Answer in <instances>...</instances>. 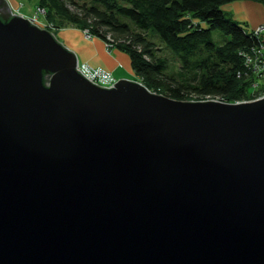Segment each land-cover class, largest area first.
<instances>
[{
  "label": "water",
  "instance_id": "1",
  "mask_svg": "<svg viewBox=\"0 0 264 264\" xmlns=\"http://www.w3.org/2000/svg\"><path fill=\"white\" fill-rule=\"evenodd\" d=\"M0 0V264H264V95L102 87Z\"/></svg>",
  "mask_w": 264,
  "mask_h": 264
},
{
  "label": "trees",
  "instance_id": "2",
  "mask_svg": "<svg viewBox=\"0 0 264 264\" xmlns=\"http://www.w3.org/2000/svg\"><path fill=\"white\" fill-rule=\"evenodd\" d=\"M231 1L36 0L50 28L87 29L92 37L110 39L151 91L178 100L210 96L233 102L250 99L242 52L259 48L264 39L223 9ZM173 60L178 65L171 71Z\"/></svg>",
  "mask_w": 264,
  "mask_h": 264
},
{
  "label": "crops",
  "instance_id": "3",
  "mask_svg": "<svg viewBox=\"0 0 264 264\" xmlns=\"http://www.w3.org/2000/svg\"><path fill=\"white\" fill-rule=\"evenodd\" d=\"M223 9L228 11L236 21L247 25L248 28H254L259 24L264 23V5L251 0H234L223 6ZM259 15V17L256 16ZM27 16V15H26ZM71 30L60 32L64 38L62 43L73 50L79 62H85L89 65L100 67L108 71H113L117 68L118 63L109 58V53L106 52L103 45V40L94 37L91 40H85L81 30L75 27H70ZM264 39V34L262 33ZM94 44L96 45L94 49ZM119 59H125L126 64L130 65V59L125 58L121 52H118ZM129 58V56H128ZM118 59V60H119Z\"/></svg>",
  "mask_w": 264,
  "mask_h": 264
},
{
  "label": "rangeland",
  "instance_id": "4",
  "mask_svg": "<svg viewBox=\"0 0 264 264\" xmlns=\"http://www.w3.org/2000/svg\"><path fill=\"white\" fill-rule=\"evenodd\" d=\"M7 2L9 3V5H10V7L14 13L25 16V17H30V18L35 16V13H34L35 7L38 6L36 0H7ZM44 16H45V13L43 16L39 17L40 26L39 25L38 26L41 28L48 29L52 33L54 32L57 39L61 42L62 39H64V38L60 35V32H65L67 30H71L72 28H70V27H65V28H60V29L59 28L58 29L50 28L48 25L44 24V23L48 22V21H46ZM256 16L259 17L258 14H256ZM49 25L51 26L50 23H49ZM262 26L264 27V23L259 24L256 27H262ZM256 27H254V28H256ZM79 30H81V29H79ZM260 31L264 34V28H262V30H260ZM81 32L83 33V30H81ZM213 34H214V37H213L214 40L220 39V36L218 35V31H214ZM83 37L86 40V37L84 36V34H83ZM92 38L94 39V37H92ZM95 38L102 40L99 37H95ZM154 41L157 43V46L161 47V45L159 44V41L157 39H154ZM103 45H104L105 51L107 52V49L105 46V41H103ZM95 46L96 45L94 44V49L96 48ZM118 52H121V54H123L125 56V58H127L129 60L128 54L126 52L121 51L116 47H112L111 52L108 54L109 58L118 63L117 68L115 70L111 71L112 75L117 80L121 79V78L131 79V80H140V78L132 70L131 65H129V63L127 65L125 59H124V61L121 58L119 59ZM172 62H173V66H172L171 71L175 70L177 68V65H178V63L176 61L173 60ZM249 76H251L250 78H248L250 80V87L247 89L246 95H248L249 96L248 98H250V99H242L239 101H245V100L249 101V100L253 99L252 97L258 98L264 94V77H259L256 74L253 77H252V75H249ZM192 100H195V99L193 98ZM228 102H230V101H228Z\"/></svg>",
  "mask_w": 264,
  "mask_h": 264
},
{
  "label": "built area",
  "instance_id": "5",
  "mask_svg": "<svg viewBox=\"0 0 264 264\" xmlns=\"http://www.w3.org/2000/svg\"><path fill=\"white\" fill-rule=\"evenodd\" d=\"M34 13H35V16H33L32 18L30 17H27V18H29L31 22H33L34 24L40 26L39 17L44 15V8L38 5L35 7ZM44 24L50 27L48 22ZM262 28L264 27L263 26L256 27L253 29L249 28V31H252V33H254L257 37H261L262 32L260 30H262ZM83 34L87 40H90L92 38V36L89 34L87 29L83 30ZM105 46H106L107 51L111 52L113 45L110 39L105 41ZM263 50H264V44L261 41L259 48H253L249 52L247 51L242 52V55L245 59V67L247 71L245 75L248 74V75L254 76L256 74L259 77H264V51ZM77 70H80V72L91 82L99 86H102V87H112L114 83L117 81V79L112 75L110 71L105 70L100 67L89 65L88 63H85V62L78 61ZM205 99H215L219 101L228 102L226 99H222L220 97L207 96ZM254 99H257V98L254 97L251 100H254ZM245 101H248V100H245ZM233 102H240V101L236 100Z\"/></svg>",
  "mask_w": 264,
  "mask_h": 264
}]
</instances>
